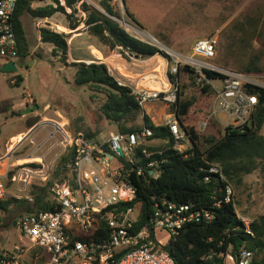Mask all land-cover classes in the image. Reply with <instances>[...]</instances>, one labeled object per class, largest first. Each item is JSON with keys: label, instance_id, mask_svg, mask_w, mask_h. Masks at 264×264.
<instances>
[{"label": "trees", "instance_id": "1", "mask_svg": "<svg viewBox=\"0 0 264 264\" xmlns=\"http://www.w3.org/2000/svg\"><path fill=\"white\" fill-rule=\"evenodd\" d=\"M52 5L31 9L32 0H17L13 21L18 42L17 56L26 52V36L22 26V16L31 14L35 18H49L55 12H64L58 0ZM112 0H100V11L88 5L84 0H63L64 7L70 9L66 14L68 27L75 30L80 23L84 25L86 33L95 40V45L102 50L104 57L117 50L124 59L129 57L139 60L149 59L156 54H162L156 46L150 45L130 35L119 25L114 17L118 13L111 5ZM78 6V8H77ZM78 10L84 15L75 17ZM261 12V9H258ZM125 14L131 18L129 12ZM260 17L247 16L234 26L233 44L239 45V50H245V61L241 64V71L246 74H263L260 67V57L253 48L264 33V23L260 27ZM40 41L49 44L51 54L60 60L67 58V35L57 33L47 28L39 29ZM216 50V47H215ZM164 54V53H163ZM75 68L73 83L77 86H88L94 90H101L104 102L100 107V116L115 132L127 134L148 129L151 135L138 144L131 154V159H117V168L121 170L122 179L126 180L135 190V197L129 202H120L115 207L118 211L127 208L136 210V229L145 225L155 209V205L165 200L177 205L193 203L195 207L208 209L212 219L208 223L189 222L178 231L177 237L171 236L161 249L168 253L174 264H223L226 255L235 257L241 248L250 250L253 254L252 264H264V214L249 224L252 236L245 232L243 223L235 213L234 200L224 202L226 186L242 183L243 176L258 171L264 178V136L260 131L264 125V88L247 85L245 91L256 96L257 103L247 124L242 126L227 125L223 129L207 124L206 133L198 131L195 125L188 122V116L193 105V99L183 95L184 83L179 82L183 75L191 86L197 85L203 94L213 95V89L205 83L206 80H220L223 75L213 70H203L202 83H196L197 73L190 67H178L176 74H167V78L176 87V101L171 105L175 120L185 133L188 147L178 151L173 147V139L168 125H154L142 108L137 104L130 88L116 84L115 78L109 74L103 63H72ZM18 84L21 79L17 78ZM188 122V123H187ZM34 124V123H33ZM32 124V125H33ZM31 125V126H32ZM29 126L28 128H30ZM216 126V127H215ZM211 130V131H210ZM82 132V131H81ZM75 135L77 132H71ZM87 139L97 141V133L83 132ZM155 141L152 146L147 142ZM104 149L109 151L108 147ZM142 151L150 153L145 158ZM63 155L54 173L44 187L39 188L33 195L32 202L26 203L20 213V218L38 211H54L56 204L51 200L49 188L53 184H61L67 178ZM155 161L154 167L145 165ZM215 166L219 173L209 172ZM141 168L142 173L137 169ZM152 171V173H151ZM12 173H8L10 177ZM156 175V176H154ZM59 176V178H57ZM61 176V177H60ZM208 178L207 180H204ZM71 183V182H70ZM72 184V183H71ZM6 193H7V187ZM18 199L5 195L0 200V214L15 213ZM12 220L10 226H15ZM100 229L107 232L104 221H100ZM151 236L155 238L154 232ZM7 251L0 253V260ZM32 255H37L36 264L46 261L47 255L43 248L36 247Z\"/></svg>", "mask_w": 264, "mask_h": 264}, {"label": "rangeland", "instance_id": "2", "mask_svg": "<svg viewBox=\"0 0 264 264\" xmlns=\"http://www.w3.org/2000/svg\"><path fill=\"white\" fill-rule=\"evenodd\" d=\"M84 1L100 11L98 6L100 0ZM45 3L47 0H32L31 9L37 10ZM111 5L119 15L117 18L114 17V20L121 27L130 35L155 45L162 54H156V57L143 67L147 69L142 70L144 60L132 57L126 60L117 50L104 57L102 50L95 45V40L89 35L82 37L81 43L91 45L101 53L103 58L101 61L106 63L107 70L113 77L116 78L117 72L119 73L114 66L115 62H123L126 67L124 70L131 75L134 74L130 72L133 68L138 69L136 73L139 76L136 77L135 85L139 84L138 86L143 88L151 85L158 88L157 90L164 88L160 85L162 80L156 74L158 67L161 77L168 82L166 71L172 65L173 59L189 55L194 41L212 35L217 37L215 56L210 60L214 71L246 74L240 69L245 61V50L241 48L239 50V45L234 46L233 26L238 21L245 20L247 16L260 17V27L261 23L262 25L264 23V0H112ZM124 9L129 12L131 18L125 14ZM258 9H261V12ZM80 16L84 15L78 10L75 17ZM22 25L27 51L13 60L15 71H3L5 61L0 59V156L4 152L5 142L11 135L25 131L37 120L33 117L34 114L39 115L38 120L41 115H45L42 113L45 104L50 106V112L58 110L62 117L66 118L67 125L64 129L69 134L79 130L96 132L97 137H102L109 132H115L114 127L100 116L99 109L104 102L101 90L73 83L75 68L71 65L79 56L78 48L71 44L69 49L67 41V58L66 61H62L57 55L51 54L52 47L49 44L40 41L39 29L47 27L41 18L25 14L22 16ZM94 48L90 47L89 50L98 57L99 53ZM253 48L254 53L260 57L263 74L246 75L252 76L257 83L264 84V33L253 43ZM89 60L94 61L93 58ZM129 74L127 73L128 76L125 77L129 81L124 82L132 87L130 81H133V78ZM17 78L21 79L18 84ZM179 82L186 85L183 88L184 97L193 99L188 122L195 125L198 131L209 132L205 129L207 124L211 127L217 125L220 129L230 124L231 121L221 113L208 118L212 109L211 95L203 94L197 85L191 86L183 75L179 77ZM220 85L219 80L213 81L216 88ZM33 99L37 109L22 115L25 105L29 107L30 104L31 107ZM146 105L149 119L154 125H166L172 121L173 110L170 104L158 101L148 102ZM56 120L59 121L60 118ZM204 121L207 123L202 128ZM43 127L42 123L37 130L34 128L30 133L22 135L19 141L6 143L10 153L5 179L6 195L18 199V202L15 204V213L0 214V253L3 251L11 253L19 264H36L38 259L37 255H32L35 247L20 236L18 225L20 213L49 179L57 180L54 173L64 155L59 144L63 141L60 134L54 133L53 137H49L50 133L43 130ZM48 130L52 131V128ZM260 134L264 136V125ZM147 144L154 146L157 143L150 141ZM11 145L12 147H9ZM186 147L187 143L184 149ZM110 163L112 169L117 168L116 160H111ZM4 168L5 166L1 169ZM27 169L33 171L29 183L23 182ZM8 173H12L10 177ZM230 186L233 190L237 216L254 221L264 214V178L258 171L243 176L240 185ZM12 220L16 222L15 226H10ZM155 238L159 244H166L171 236L165 230L158 229L155 231ZM225 260L229 264L230 261L227 258Z\"/></svg>", "mask_w": 264, "mask_h": 264}, {"label": "built area", "instance_id": "3", "mask_svg": "<svg viewBox=\"0 0 264 264\" xmlns=\"http://www.w3.org/2000/svg\"><path fill=\"white\" fill-rule=\"evenodd\" d=\"M16 3L17 0H0V59L5 61L3 65L13 62L17 57L18 42L13 21ZM216 44V35L197 39L191 46L190 54L173 59L166 73L174 75L178 67L186 65L197 73V83H202L203 70H215L210 60L215 56ZM219 73L223 78L219 80L221 85L218 88L213 86L212 80L205 79V83L213 89L212 109L208 118L221 113L231 121L229 125L247 124L257 98L247 93L245 87L252 85L264 88V84L242 73ZM115 81L117 85L131 89L142 109L148 102L162 101L172 105L176 101V87L169 80L167 86L158 91L133 88L118 79ZM206 123H202V128ZM51 125L53 131L49 137L58 133L63 138L59 144L68 159L65 164L67 178L61 184H53L49 188L51 200L56 204L54 211H38L20 218L18 222L21 238H25L35 248L44 249L47 259L40 264H174L168 253L161 249V244L151 236V231L155 235L156 230L162 229L173 236L186 223L211 221L212 213L208 209L195 207L190 202L177 205L163 200L160 205H155L148 222L136 229V210L116 209L118 203L132 201L135 190L122 179L119 168H111L110 161L115 158L131 159L135 147L151 135L148 129L127 134L109 132L93 141L87 139L83 132L73 135L58 123ZM167 125L174 142L173 147L184 151L185 143H189L175 117ZM105 146L109 151L104 149ZM108 153L112 154V159L108 158ZM142 154L145 158L150 157L146 151H142ZM9 158V151L0 156V200L6 195L5 179ZM156 164L150 161L145 166L151 168ZM3 166L4 170L1 169ZM137 172L142 173V169L138 168ZM209 172L219 173V170L212 166ZM32 174L33 171L27 169L23 182L29 183ZM223 199L225 203L233 200L230 185L225 187ZM237 218L243 223L245 232L252 236L249 229L252 221L241 216ZM100 221L105 222L107 232L100 229ZM226 258L229 264H252L253 254L241 248L235 257L226 255ZM0 264L19 263L11 254L5 255ZM223 264L228 263L225 260Z\"/></svg>", "mask_w": 264, "mask_h": 264}, {"label": "crops", "instance_id": "4", "mask_svg": "<svg viewBox=\"0 0 264 264\" xmlns=\"http://www.w3.org/2000/svg\"><path fill=\"white\" fill-rule=\"evenodd\" d=\"M58 3L60 6H62L64 8V12H55L54 14H52L49 18H41L43 20V22L45 24H47V29H50L54 32H57V33H64L67 35V41H68V48L70 49L71 48V44H74V46H76V48H78V51H79V56L77 58V60H75V62H72V63H84V64H90V63H103L106 65V63H104V61H101L102 58V55L101 53L95 49L93 46L91 45H85L83 43H81L82 41V37L88 35L86 33V30L84 28V25L82 23H80V25L75 29V30H72L68 27V20L66 18V14H68L70 12V9L64 7V2L63 0H58ZM43 6H48V5H52L53 7H56V3L54 0H47V3L45 4H42ZM42 6V7H43ZM23 26V25H22ZM24 29V28H23ZM40 38V37H39ZM94 48L98 53H99V56L97 57L96 55H93L91 53V51L89 50V48ZM89 52V53H88ZM156 56H153L149 59H146L144 60L143 62V65L141 66V69L142 70H146L147 68H143L144 66H147L150 62V60H153V58H155ZM93 58L94 61L92 62L91 59ZM89 60V61H88ZM100 60V61H99ZM109 60V59H108ZM91 61V62H90ZM115 68L119 71V73L117 72V75H116V78L115 79H118L120 81H122L123 83H125L124 81H129V79H126L125 77L128 76L127 73L129 74V72H127V70H124L126 69L125 65L123 62H115L114 64ZM162 66V65H160ZM136 71H138L137 68H133L132 71H130L131 73H134V74H129L131 76V78H133V81H130L132 84H134L135 80H136V77L139 76V74L136 73ZM149 71V70H148ZM160 77V79L162 80V83H163V87H166L167 86V81L164 80L161 75H160V68L158 67V71H156ZM155 73V72H154ZM121 74V75H120ZM112 75V74H111ZM124 76V77H123ZM141 78V77H140ZM141 80V79H140ZM139 80V81H140ZM137 81V84L138 82ZM131 86L133 88H138V89H144L143 87H139L138 85H132ZM34 103L32 105H35V101L34 99L32 100ZM148 105H146L143 109L144 113L149 116V112L146 110ZM29 107H30V104H29ZM27 108V106L25 105L24 107V110ZM50 106H48V104H45L44 107H43V110H42V113L45 115L44 116H40L41 118L38 120V117L39 115H36L34 114L33 117L36 118L37 120L34 122V124L32 125H29L31 126L30 128L27 127V129L23 132H17L16 134H13L11 135L8 140L5 142L4 144V152L2 155L6 154L9 149H8V146L6 147V143L9 142L12 138H14L15 136H20V135H24L25 133H30L31 131H33L34 128H36L35 130H37V128L39 126H41V124L43 123L44 124V129L43 130H47L49 133H51L53 131V127L51 124L53 123H58L60 124L61 126H65L67 125V120L66 118L64 119L62 117V114L58 111V110H53L52 112H50ZM48 113V114H46ZM23 115V114H22ZM31 118V117H30ZM56 118H60L59 121L56 120ZM150 118V116H149ZM173 118H174V115H173ZM63 119V120H62ZM28 120V119H27ZM26 120V121H27ZM28 123V122H26ZM47 126V127H46ZM52 128V131H49L48 129L51 130ZM73 132H81V131H77V130H74ZM22 139V138H21ZM189 145V144H188ZM187 145V147H188ZM187 147L185 149H187ZM1 155V156H2Z\"/></svg>", "mask_w": 264, "mask_h": 264}, {"label": "water", "instance_id": "5", "mask_svg": "<svg viewBox=\"0 0 264 264\" xmlns=\"http://www.w3.org/2000/svg\"><path fill=\"white\" fill-rule=\"evenodd\" d=\"M2 70L3 71H15V66L13 62H8L5 65L2 66ZM37 106L36 105H32L31 107H27L25 110L22 111L23 115H26L28 113H31L32 111L36 110ZM109 159H112V154L108 153L107 154ZM177 234L173 235V238H176Z\"/></svg>", "mask_w": 264, "mask_h": 264}, {"label": "bare ground", "instance_id": "6", "mask_svg": "<svg viewBox=\"0 0 264 264\" xmlns=\"http://www.w3.org/2000/svg\"><path fill=\"white\" fill-rule=\"evenodd\" d=\"M160 85H162V87H163V83L162 82H160ZM160 85H158V86H160ZM150 87H144V89H146V90H157L156 88H154L153 86H151V85H149ZM158 91V90H157ZM22 138V135H20V136H15L14 138H12L11 140H10V144H12V143H14V142H17V141H19L20 139ZM9 147H12V145L11 146H9Z\"/></svg>", "mask_w": 264, "mask_h": 264}]
</instances>
